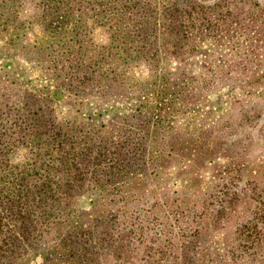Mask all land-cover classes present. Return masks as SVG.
<instances>
[{
	"label": "trees",
	"instance_id": "trees-1",
	"mask_svg": "<svg viewBox=\"0 0 264 264\" xmlns=\"http://www.w3.org/2000/svg\"><path fill=\"white\" fill-rule=\"evenodd\" d=\"M223 2L0 0V58L36 74L0 76V264L41 251L43 264L151 254L226 264L209 258L229 251L251 201L247 228L262 247L264 187L244 192L264 185V124L252 133L261 114L213 111L219 89L184 55L188 14ZM238 85L264 87V70ZM90 103L116 110L84 114Z\"/></svg>",
	"mask_w": 264,
	"mask_h": 264
},
{
	"label": "rangeland",
	"instance_id": "rangeland-1",
	"mask_svg": "<svg viewBox=\"0 0 264 264\" xmlns=\"http://www.w3.org/2000/svg\"><path fill=\"white\" fill-rule=\"evenodd\" d=\"M258 8L253 4V0H227L214 11L207 10L204 12L192 9L188 14V38L184 53L191 63L190 67L194 77L200 76L201 80L211 83V87L216 86L219 89L214 90L210 96L213 111L219 113L221 110H228V117L234 121L239 117L249 120L256 114H261L260 121L255 124L256 127L252 130L255 136L259 132V127L264 124V87L262 85H245L239 88L238 82L242 80L250 82L264 70V12H260ZM4 33L9 34L10 31L5 32L4 30L2 34ZM28 37L29 35L25 38ZM8 71L11 76L17 79L33 80L36 76L34 72H30L29 65L22 59L17 58L11 61V59L0 58V76L8 74ZM202 92L204 93V91ZM233 97L241 100L229 102L228 99ZM226 101L228 102L226 103ZM217 102L220 103L217 104ZM115 110L116 108L96 107L90 103L82 111L84 114H97L100 111L103 113L102 117L107 119ZM262 160L264 157L259 155L256 162ZM232 175L238 177L235 173ZM244 181L245 178L239 181L238 185L243 184ZM262 187L264 185L257 184L254 186L252 184L248 188L245 187L244 192L255 197V194ZM79 203L85 210H90L89 196L83 195ZM247 205L251 209V214L250 210L246 214L241 213L244 218L241 217L235 221L236 233L235 237L229 241V251L223 256L219 255V258L213 255L214 258H209V261L215 260L214 263H218L221 257H224L226 264H237L239 259L242 260L240 264H253L254 260L264 257V243H261V248L253 245L252 242L256 240L255 233L247 228L246 222L248 221L247 218L252 215L253 202L251 201ZM249 225L252 226V224ZM254 253L256 258L250 260ZM258 253H260L259 256L263 255V257H258ZM45 255L44 251L38 252L29 258L25 264H43ZM151 255L146 259L144 258V261L140 256L129 258L130 262L124 264H162L161 260L165 256ZM193 257L195 258L187 257L186 262L178 260L180 261L179 264H208L206 256L203 258L201 256ZM154 258L157 260L156 263L153 262ZM111 261L116 264H123L120 259Z\"/></svg>",
	"mask_w": 264,
	"mask_h": 264
}]
</instances>
